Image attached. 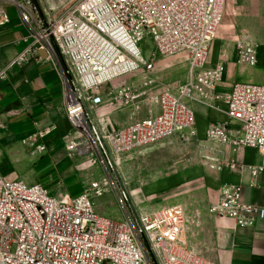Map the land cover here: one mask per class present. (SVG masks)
I'll return each mask as SVG.
<instances>
[{
	"label": "built area",
	"instance_id": "1",
	"mask_svg": "<svg viewBox=\"0 0 264 264\" xmlns=\"http://www.w3.org/2000/svg\"><path fill=\"white\" fill-rule=\"evenodd\" d=\"M226 3L76 0L60 14H41L33 0H0V28L10 21L5 8H16L31 30V43L15 63L27 62L40 47L52 61L66 65V72L61 73L66 116L81 134L68 144L70 157L91 153L85 138L91 134L89 110L103 104L99 90L129 75H145L142 85L125 84L111 92L113 100L134 112L143 106L157 107L155 114L108 134V159L118 160L174 136L196 137L190 103L216 108L215 103L223 99L218 87L224 81L225 66L209 67L208 58ZM148 40L164 58L187 55L185 84L158 87L148 78L154 64L141 48ZM236 46L239 64L257 65L256 43L244 37ZM4 79L1 72L0 84ZM224 99L227 117L238 129L233 133L229 123L212 124L207 139L233 151L255 149L264 156V86L236 84ZM87 148V153L80 151ZM37 151L45 152L46 146H38ZM245 168L256 180L264 164ZM220 194L209 210L212 216L232 219L240 228L264 221V208L243 201L240 185L225 184ZM102 195L94 185L81 196L69 198L41 184L29 185L0 173V264H217L188 246L184 236L188 219L183 212L161 208L136 215L123 205L125 219L118 221L97 212L93 198Z\"/></svg>",
	"mask_w": 264,
	"mask_h": 264
},
{
	"label": "crops",
	"instance_id": "2",
	"mask_svg": "<svg viewBox=\"0 0 264 264\" xmlns=\"http://www.w3.org/2000/svg\"><path fill=\"white\" fill-rule=\"evenodd\" d=\"M5 9L10 21L0 28V73H5L0 84V172L29 185L53 186L52 193L73 198L64 183L79 174V167L70 157L68 144L79 140L81 134L75 132L66 116V88L61 74L62 70L66 72V65L52 61L40 47L27 62L15 63L31 43V30L17 9ZM225 11L229 33L211 44L208 58L209 67L225 66V78L218 87L223 99L215 103L216 108L190 103L197 133L191 139L198 143L208 165L214 167L209 178L218 193L214 204L220 200L222 186L231 184L243 188V201L264 208V171L254 180L246 168L242 169L262 166L264 156L250 148L233 151L206 136L212 124L229 123L233 133L238 129L227 117L224 99L234 85L264 86V0H227ZM244 37L258 45L254 67L238 62L236 42ZM105 115L118 127L113 131L126 127L115 113ZM38 146H46V151L40 153ZM231 164L237 167L232 169ZM210 208L201 212V229L190 230L187 235L190 248L217 264H264V221L240 228L232 219L212 216Z\"/></svg>",
	"mask_w": 264,
	"mask_h": 264
},
{
	"label": "rangeland",
	"instance_id": "3",
	"mask_svg": "<svg viewBox=\"0 0 264 264\" xmlns=\"http://www.w3.org/2000/svg\"><path fill=\"white\" fill-rule=\"evenodd\" d=\"M33 1L41 14H60L76 2ZM227 26L228 16L225 11L216 40L229 33ZM141 48L145 58L154 64V71L148 78L156 81L158 87L177 88L186 83L189 71L186 54L164 58L155 52L149 40L143 43ZM143 77V73L129 75L99 90L103 104L93 111L89 110L91 134L89 138H85L89 139L88 147L91 153L84 156L76 153L73 159L79 167V174L65 181L64 185L73 198L93 189L94 185L98 186L103 195L93 198L97 212L118 221L125 219L121 208L123 205L136 215L161 208L177 209L188 219L184 233L187 240L190 230L201 229V212L208 210L218 196L213 181L209 179L211 174H214L211 172L214 167L208 165L207 157L200 154L198 143L193 139L184 140L174 136L144 150L126 154L118 160L108 159L107 136L118 127L107 121L106 113H115L123 126L155 114L156 106H143L140 111L134 112L125 109L111 96L112 90L121 85H142ZM152 87L155 88V83ZM151 110L154 113H150ZM47 188L52 191L53 186ZM187 244L189 246V243Z\"/></svg>",
	"mask_w": 264,
	"mask_h": 264
},
{
	"label": "bare ground",
	"instance_id": "4",
	"mask_svg": "<svg viewBox=\"0 0 264 264\" xmlns=\"http://www.w3.org/2000/svg\"><path fill=\"white\" fill-rule=\"evenodd\" d=\"M82 153H87L88 152V148H87V150L86 149H81L80 150Z\"/></svg>",
	"mask_w": 264,
	"mask_h": 264
}]
</instances>
